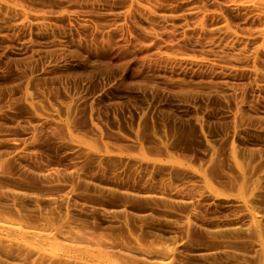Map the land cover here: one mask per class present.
Returning <instances> with one entry per match:
<instances>
[{"label":"rangeland","instance_id":"1","mask_svg":"<svg viewBox=\"0 0 264 264\" xmlns=\"http://www.w3.org/2000/svg\"><path fill=\"white\" fill-rule=\"evenodd\" d=\"M0 264H264V0H0Z\"/></svg>","mask_w":264,"mask_h":264}]
</instances>
